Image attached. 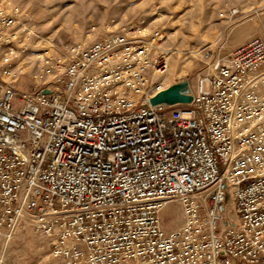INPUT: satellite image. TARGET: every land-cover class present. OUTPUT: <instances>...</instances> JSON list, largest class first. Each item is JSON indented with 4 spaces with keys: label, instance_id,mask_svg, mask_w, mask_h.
<instances>
[{
    "label": "built area",
    "instance_id": "2783aa9c",
    "mask_svg": "<svg viewBox=\"0 0 264 264\" xmlns=\"http://www.w3.org/2000/svg\"><path fill=\"white\" fill-rule=\"evenodd\" d=\"M30 33L0 3V236L29 219L68 264H264L263 37L212 55L191 103L152 105L160 30L43 54L21 89Z\"/></svg>",
    "mask_w": 264,
    "mask_h": 264
},
{
    "label": "rangeland",
    "instance_id": "374dc122",
    "mask_svg": "<svg viewBox=\"0 0 264 264\" xmlns=\"http://www.w3.org/2000/svg\"><path fill=\"white\" fill-rule=\"evenodd\" d=\"M0 3L18 6L23 26L31 29L29 51L21 57V63L24 61L21 65L24 74L18 83L21 89L32 84L41 55L65 58L74 44H88L139 25L163 34L169 61L166 85L189 82L196 87L212 55L214 58L228 55L234 48L229 47L228 41L234 35L252 31L250 38L259 36L253 25L263 29L261 20L264 21V15L253 13L256 7L264 5V0H0ZM233 9H239L240 13L231 16ZM233 209L228 208L227 217ZM164 216L169 231L183 224L182 207L177 202L168 206ZM50 243V238L39 233L29 219H22L15 227L2 231L0 264H68L52 255Z\"/></svg>",
    "mask_w": 264,
    "mask_h": 264
},
{
    "label": "water",
    "instance_id": "95a60500",
    "mask_svg": "<svg viewBox=\"0 0 264 264\" xmlns=\"http://www.w3.org/2000/svg\"><path fill=\"white\" fill-rule=\"evenodd\" d=\"M188 82L176 83L167 88L166 90L158 93L152 100V105L157 104H189L192 102L193 97L188 94L189 92Z\"/></svg>",
    "mask_w": 264,
    "mask_h": 264
},
{
    "label": "crops",
    "instance_id": "0c3cea01",
    "mask_svg": "<svg viewBox=\"0 0 264 264\" xmlns=\"http://www.w3.org/2000/svg\"><path fill=\"white\" fill-rule=\"evenodd\" d=\"M257 11H254L253 13L255 14V16H263L264 15V5L263 7L260 8V6L256 7ZM261 24L263 26V29L259 28L258 25L254 24L253 26H255V32H257V34L261 37L264 38V21L261 20ZM260 26V25H259ZM251 32L252 31H248L247 34H242L238 36L234 35L233 39H230L229 42V47L233 48L236 45L245 42L248 38L251 37Z\"/></svg>",
    "mask_w": 264,
    "mask_h": 264
},
{
    "label": "bare ground",
    "instance_id": "6f19581e",
    "mask_svg": "<svg viewBox=\"0 0 264 264\" xmlns=\"http://www.w3.org/2000/svg\"><path fill=\"white\" fill-rule=\"evenodd\" d=\"M41 56H42V55H41ZM41 56H40V57H41ZM23 62H24V61H22V63H23ZM188 87H189V86H188Z\"/></svg>",
    "mask_w": 264,
    "mask_h": 264
}]
</instances>
